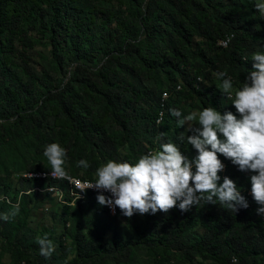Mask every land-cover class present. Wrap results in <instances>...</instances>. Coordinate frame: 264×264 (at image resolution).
I'll return each instance as SVG.
<instances>
[{
	"label": "trees",
	"instance_id": "1",
	"mask_svg": "<svg viewBox=\"0 0 264 264\" xmlns=\"http://www.w3.org/2000/svg\"><path fill=\"white\" fill-rule=\"evenodd\" d=\"M249 8L247 17L244 0H0V151L22 141L43 153L58 142L68 150L69 175L90 180L109 159L135 163L164 142L194 158L197 150L180 139L187 127L177 126L170 109L216 107L239 116L216 74L227 71L238 88L253 68L252 54L264 53V19L255 4ZM231 35L227 47L219 44ZM163 92L170 98L157 124ZM218 155L225 165L220 183L224 176L235 180L248 208L235 212L201 201L189 212L109 217L90 193L62 208L82 217L68 260L56 251L41 256L36 239L14 240L30 199L52 198L24 194L20 213L0 225L3 251L10 264H137L141 255L155 264H170L171 255L179 264H264V224L248 179L254 173ZM80 159L90 167H77ZM39 170L45 169L27 165L12 174ZM16 180L17 195L36 185ZM6 205L0 214L10 210ZM92 212L105 231L126 217L132 232L88 237L82 225ZM44 234L53 241V231Z\"/></svg>",
	"mask_w": 264,
	"mask_h": 264
},
{
	"label": "clouds",
	"instance_id": "2",
	"mask_svg": "<svg viewBox=\"0 0 264 264\" xmlns=\"http://www.w3.org/2000/svg\"><path fill=\"white\" fill-rule=\"evenodd\" d=\"M255 8L264 16V0H255ZM242 59L248 61L249 58ZM251 60L253 68L238 88H234L227 71L216 74L221 81L217 88L231 101L239 116L231 111L222 113L216 107L192 110L187 114L182 109H170L171 115L177 118V126L187 125L186 132L192 133L180 139L197 150L194 158L185 155L176 143L164 142L156 151L138 157L135 163L109 159L96 169L94 182L80 184L67 170L68 150L52 142L43 152L47 160L45 167L51 169L49 174L53 179L74 184L79 190L78 199L81 198L79 193L96 190L100 193L97 196L100 205L109 206L113 213L118 207L129 218L136 213H168L173 208L189 212L201 201L235 212L240 207L246 209L249 202L237 182L224 176L220 183L219 173L225 165L218 154H222L241 171L254 173L250 177L251 194L259 205L257 214L264 216V53H253ZM164 135L161 133V137ZM76 166L88 169L90 163L80 159ZM104 192L111 195L105 196ZM27 194L32 195V192ZM9 204L10 210L0 214L4 221L20 213L19 200L15 204L9 201ZM36 243L40 255L51 258L55 245L48 234L38 236Z\"/></svg>",
	"mask_w": 264,
	"mask_h": 264
},
{
	"label": "rangeland",
	"instance_id": "3",
	"mask_svg": "<svg viewBox=\"0 0 264 264\" xmlns=\"http://www.w3.org/2000/svg\"><path fill=\"white\" fill-rule=\"evenodd\" d=\"M245 5L248 9L245 10L244 16L250 17V6L255 4V0H244ZM264 19V16H261ZM260 30H264V24L259 26ZM41 48V47H39ZM188 111H192L189 110ZM187 127V125H186ZM187 129V128H186ZM191 132L185 131L186 135H191ZM190 150L196 151V149L190 145ZM47 160L43 156V153H38L36 148L31 146V144H25L22 141L13 145H6L0 151V211L2 207L10 206L9 201L12 204H15L17 200L20 199V206L22 201V196L20 197V192L17 195V189L15 187V182L17 181L16 176H13V172L24 171L25 166H30L32 169H35L38 165L41 166L42 169L46 168ZM83 171H81L80 175H83ZM252 174L248 175L249 181H251L250 177ZM19 179V178H18ZM5 181L6 185L11 186L7 191L4 190L5 187L3 184ZM34 193V192H32ZM52 197V196H51ZM64 206H68L66 204H62L60 201L56 200L54 197H45L41 200L35 201L30 199L29 201V209L30 212H22L20 213L21 219L24 221L23 225L17 231L14 236V240L18 242H22L25 245L31 244L34 239L40 236L45 230L53 231V243L55 245V251L65 256L68 260L72 259L75 255L74 248L72 246V240L75 234V227L78 225L80 219H82L80 214L76 213H66ZM94 212L89 214L87 219H84L82 228L84 233L88 237H94L96 235L105 234L106 237L111 238L114 233H118L123 236L129 235L132 230L130 228L128 218L123 217L118 219L116 222L112 224V226L105 231L102 228L101 221H92V217H94ZM3 223V219H0V225ZM63 237H65L63 239ZM4 238L0 237V260L1 264H10L11 263V255L10 253H6L3 251V247L5 245ZM23 264V263H22ZM28 264V262L26 263ZM34 264V263H31ZM137 264H155L146 255H141L138 258ZM170 264H179L174 257L171 255Z\"/></svg>",
	"mask_w": 264,
	"mask_h": 264
},
{
	"label": "built area",
	"instance_id": "4",
	"mask_svg": "<svg viewBox=\"0 0 264 264\" xmlns=\"http://www.w3.org/2000/svg\"><path fill=\"white\" fill-rule=\"evenodd\" d=\"M232 35L228 36L224 40L220 41V45L223 47H227L229 43L231 42ZM180 88L181 90V85H178L177 88ZM170 98V93L169 92H163L162 98L160 101V106H161V111L159 113V117L157 120V124H160L161 121L163 120L164 117V112L167 106V101ZM159 121V123H158ZM160 146L156 145L154 147L149 148L146 153L150 151H156ZM183 152V151H182ZM50 171L51 170H39V171H31L27 173H23L21 175H16L17 179L18 178H26L30 179L32 181H35L36 185L33 189L28 190V191H22L20 193V197L22 196L21 194H27L28 192H34V193H48L50 196L54 197L56 200L60 201L62 204H66L68 206L74 207L77 205L78 201L85 200L88 196V194L92 193L96 196H98L100 193L97 192L96 190L93 189H88L84 193H79L80 194V199H78V189H75V185L72 184L71 182L65 180H55L50 176ZM77 183L83 184L87 182H94V180L90 179H83L81 177H76L70 175ZM105 196H110L111 193L109 192H104L103 193ZM20 201V199H19ZM107 215L109 217H117L121 213L120 209L117 207L115 209V213H113L112 208L109 206H105ZM263 222H264V216H262Z\"/></svg>",
	"mask_w": 264,
	"mask_h": 264
}]
</instances>
